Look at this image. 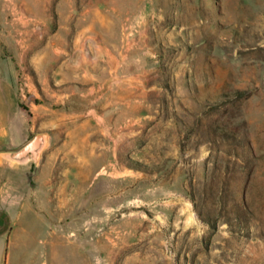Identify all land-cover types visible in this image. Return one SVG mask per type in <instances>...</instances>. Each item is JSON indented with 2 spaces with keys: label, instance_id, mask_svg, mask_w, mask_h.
Segmentation results:
<instances>
[{
  "label": "rangeland",
  "instance_id": "1",
  "mask_svg": "<svg viewBox=\"0 0 264 264\" xmlns=\"http://www.w3.org/2000/svg\"><path fill=\"white\" fill-rule=\"evenodd\" d=\"M94 3L151 87L140 121L33 88L21 52L57 5ZM5 99L0 131L46 141L36 161L0 153V264H264V0H0Z\"/></svg>",
  "mask_w": 264,
  "mask_h": 264
},
{
  "label": "crops",
  "instance_id": "2",
  "mask_svg": "<svg viewBox=\"0 0 264 264\" xmlns=\"http://www.w3.org/2000/svg\"><path fill=\"white\" fill-rule=\"evenodd\" d=\"M107 9L97 3L57 5L62 22L58 31H49L47 25L46 33L38 35L29 51L25 49L21 52V57L25 55L29 58L32 85L37 96H56L65 103L70 100L72 88L77 86L81 91L80 97L90 101V107L83 116L97 122H106L109 118L127 123L140 121L148 116L144 108L151 87L147 85L144 74L131 69L132 64L136 65L131 54L119 52V43H112L106 38L104 30L110 21ZM61 29L63 36L60 35ZM7 88L10 90V105H14L12 87ZM3 103L7 107L6 99ZM32 108L39 111L46 107L40 102L33 103ZM92 110L96 112L95 117L90 113ZM37 116L35 112L34 117ZM136 116L139 118L136 119ZM9 120L11 115L7 107L4 112L1 111L0 123L3 126ZM33 129L32 126L30 130ZM38 132L42 131L33 134L23 130L0 131V140L13 145L4 148L1 156L7 160L3 152L18 149ZM104 132L110 134L107 128ZM127 134L122 132L121 136ZM5 245L6 238L0 236V254Z\"/></svg>",
  "mask_w": 264,
  "mask_h": 264
},
{
  "label": "water",
  "instance_id": "3",
  "mask_svg": "<svg viewBox=\"0 0 264 264\" xmlns=\"http://www.w3.org/2000/svg\"><path fill=\"white\" fill-rule=\"evenodd\" d=\"M45 136L42 132H38L24 145L15 150L3 152V156L11 162L26 163L28 161H36L40 156V151L45 144Z\"/></svg>",
  "mask_w": 264,
  "mask_h": 264
}]
</instances>
